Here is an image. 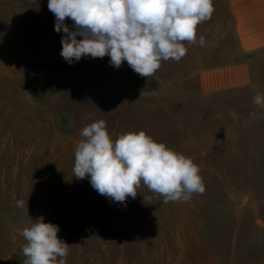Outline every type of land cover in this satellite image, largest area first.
Wrapping results in <instances>:
<instances>
[{
    "label": "rangeland",
    "instance_id": "obj_1",
    "mask_svg": "<svg viewBox=\"0 0 264 264\" xmlns=\"http://www.w3.org/2000/svg\"><path fill=\"white\" fill-rule=\"evenodd\" d=\"M213 7L186 55L147 78L108 56L70 65L48 0H0V264H24L15 230L39 217L71 245L66 264H264V108L253 103L264 52L249 87L206 93L202 72L241 59L226 5ZM98 120L113 141L143 130L193 158L205 192L168 203L146 186L125 203L100 195L73 173L80 131Z\"/></svg>",
    "mask_w": 264,
    "mask_h": 264
},
{
    "label": "clouds",
    "instance_id": "obj_2",
    "mask_svg": "<svg viewBox=\"0 0 264 264\" xmlns=\"http://www.w3.org/2000/svg\"><path fill=\"white\" fill-rule=\"evenodd\" d=\"M48 9L55 16V31L64 33L60 55L67 63L108 56L114 68L126 62L147 78L162 61L179 62L187 53L183 42L195 43L197 26L214 11L213 0H48ZM66 19L73 22L71 28ZM199 45L206 46L203 36ZM253 103L264 108V94L257 93ZM80 136L84 139L75 149L74 176L87 178L110 201L135 199L142 186L162 196L164 203L188 202L194 193L205 192L193 158L156 142L143 130L113 141L106 122L98 120L85 126ZM17 204L23 207L24 202ZM15 231L26 241L21 247L24 264H66L71 245L58 238V225L39 217L31 227Z\"/></svg>",
    "mask_w": 264,
    "mask_h": 264
},
{
    "label": "crops",
    "instance_id": "obj_3",
    "mask_svg": "<svg viewBox=\"0 0 264 264\" xmlns=\"http://www.w3.org/2000/svg\"><path fill=\"white\" fill-rule=\"evenodd\" d=\"M234 32L240 61L204 71L201 83L206 93L249 87L252 83V60L264 52V0H222Z\"/></svg>",
    "mask_w": 264,
    "mask_h": 264
}]
</instances>
